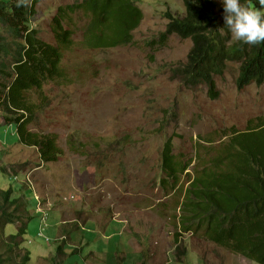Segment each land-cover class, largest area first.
Segmentation results:
<instances>
[{
  "label": "rangeland",
  "instance_id": "1",
  "mask_svg": "<svg viewBox=\"0 0 264 264\" xmlns=\"http://www.w3.org/2000/svg\"><path fill=\"white\" fill-rule=\"evenodd\" d=\"M34 1L32 28L54 45L51 20L58 8L82 0ZM133 1L144 20L128 47L86 49V22L74 16V46L63 60L70 81L45 89L48 106L29 125L32 132L59 136L58 161L43 163L37 147L20 142L16 127L0 124V168L8 171L0 170V190L24 188L34 216L23 244L32 254L29 264H49L64 228L70 238L61 264H256L201 234L182 233L174 243L179 199L160 179L170 138L187 157L202 139L220 145L224 133L246 130L264 116V85L240 90L238 64L217 79V99L206 88L175 81L172 70L188 60L193 43L176 36L162 43L161 36L168 14L186 16L185 1ZM214 1L223 16L222 0ZM72 137L78 150L70 148ZM75 223L81 228L73 230ZM14 233L16 226L8 225L6 235Z\"/></svg>",
  "mask_w": 264,
  "mask_h": 264
},
{
  "label": "trees",
  "instance_id": "2",
  "mask_svg": "<svg viewBox=\"0 0 264 264\" xmlns=\"http://www.w3.org/2000/svg\"><path fill=\"white\" fill-rule=\"evenodd\" d=\"M184 1L186 16L168 14L170 23L161 36L162 43L175 36L193 43L188 60L172 70L174 80L192 90L206 88L217 99V79L226 75L230 64H238L240 90L263 86L264 43L226 46L231 36L227 28L218 31L225 27L219 4ZM241 3L264 11L259 0ZM16 5L17 0H0V119L4 126L16 127L22 144L38 148L43 163L56 162L63 155L59 136L32 132L29 125L48 106L45 89L70 81L63 60L74 46V16L80 14L86 22L83 46L98 51L131 46L144 20L143 11L133 0H86L59 7L51 20L56 41L52 45L32 28L36 2ZM224 138L220 145L213 138L200 140L190 157L176 151L172 138L164 146L160 183L170 194L175 191L181 211L174 243L182 233L201 234L231 253L264 264V116L250 120L246 130L233 128ZM69 144L72 150L79 149L73 137ZM204 148L209 162L202 156ZM0 170L8 173L5 167ZM33 217L24 188L19 193L12 187L0 190V264L31 262L32 254L24 253L23 244ZM10 224L16 226V233L7 236ZM75 225L73 230L81 228ZM69 232L64 228L63 243L49 264H61L68 256Z\"/></svg>",
  "mask_w": 264,
  "mask_h": 264
},
{
  "label": "clouds",
  "instance_id": "3",
  "mask_svg": "<svg viewBox=\"0 0 264 264\" xmlns=\"http://www.w3.org/2000/svg\"><path fill=\"white\" fill-rule=\"evenodd\" d=\"M84 1L86 0L76 3ZM259 4L264 8V0H259ZM28 5L30 0H17V7ZM222 5L225 27L218 31L223 33L225 28L229 30L231 38L226 42V46L233 42H242L249 46L264 43V11L250 4L241 3V0H222Z\"/></svg>",
  "mask_w": 264,
  "mask_h": 264
},
{
  "label": "built area",
  "instance_id": "4",
  "mask_svg": "<svg viewBox=\"0 0 264 264\" xmlns=\"http://www.w3.org/2000/svg\"><path fill=\"white\" fill-rule=\"evenodd\" d=\"M46 219H47V217L45 216V217H44V220H46Z\"/></svg>",
  "mask_w": 264,
  "mask_h": 264
}]
</instances>
